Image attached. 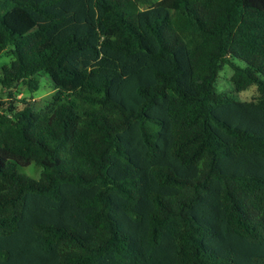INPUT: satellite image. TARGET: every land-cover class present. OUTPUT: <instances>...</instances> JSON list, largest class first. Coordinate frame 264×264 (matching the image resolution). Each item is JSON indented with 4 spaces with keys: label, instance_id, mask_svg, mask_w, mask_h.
I'll return each instance as SVG.
<instances>
[{
    "label": "trees",
    "instance_id": "1",
    "mask_svg": "<svg viewBox=\"0 0 264 264\" xmlns=\"http://www.w3.org/2000/svg\"><path fill=\"white\" fill-rule=\"evenodd\" d=\"M3 51L54 91L0 97V264H264V0H0Z\"/></svg>",
    "mask_w": 264,
    "mask_h": 264
},
{
    "label": "rangeland",
    "instance_id": "2",
    "mask_svg": "<svg viewBox=\"0 0 264 264\" xmlns=\"http://www.w3.org/2000/svg\"><path fill=\"white\" fill-rule=\"evenodd\" d=\"M10 60L11 57L7 54L6 51L0 52V68L2 65L9 63ZM234 62L242 67L246 64L239 58H236ZM235 76L236 71L233 66L226 62L220 63L218 78L216 82L217 90L239 100H250L257 93V87L251 85L242 76H237V78ZM39 78V88L33 92H31L23 83H20L11 90L3 88L2 84L0 83V97H8L11 92H13L12 94H17L19 97H30L32 100H38L50 95L54 91L51 79L47 75H40ZM238 78H241L240 84L244 86V88H242L243 90H240L241 92H237L235 88V80ZM23 170L34 177L38 178L40 176V170L38 171L34 163L29 165V167L24 168Z\"/></svg>",
    "mask_w": 264,
    "mask_h": 264
}]
</instances>
